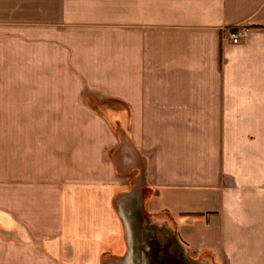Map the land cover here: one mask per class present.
Returning a JSON list of instances; mask_svg holds the SVG:
<instances>
[{"label":"crops","instance_id":"crops-1","mask_svg":"<svg viewBox=\"0 0 264 264\" xmlns=\"http://www.w3.org/2000/svg\"><path fill=\"white\" fill-rule=\"evenodd\" d=\"M3 134L39 139L6 173ZM135 191L193 260L264 264V0H0V264H138Z\"/></svg>","mask_w":264,"mask_h":264},{"label":"water","instance_id":"water-1","mask_svg":"<svg viewBox=\"0 0 264 264\" xmlns=\"http://www.w3.org/2000/svg\"><path fill=\"white\" fill-rule=\"evenodd\" d=\"M130 194L128 197H130ZM135 195L138 200V212H140L137 216H131V210L134 209L130 208V201H128V198L122 201L125 204L122 203V205L120 204L117 206V211L124 225L127 227L128 236L131 241V255H133L136 260H139L138 264H205L202 261L193 260L188 253H186L185 249L179 243L175 232L170 231L166 227L160 228L155 224L153 225V218L146 215V208L143 206L142 201V192L138 191ZM149 229L153 230V234L151 235L154 240L157 239L159 248H152L147 244L151 237ZM163 242L165 243L163 251H168L170 248V250H174L173 256L165 257L160 254L162 253L160 251V245H162ZM177 245L182 247L181 251L177 250Z\"/></svg>","mask_w":264,"mask_h":264},{"label":"rangeland","instance_id":"rangeland-1","mask_svg":"<svg viewBox=\"0 0 264 264\" xmlns=\"http://www.w3.org/2000/svg\"><path fill=\"white\" fill-rule=\"evenodd\" d=\"M93 106H94L93 108L95 109V111H99V112L114 111V112H116L117 103L115 101H109L108 103H106L104 105L96 104ZM111 115H109V116L112 117ZM99 122H101V121H92V123H93L92 128H93L94 132H97L99 130L100 126L97 125V123H99ZM103 122L107 125V127L111 133V134L109 133V135L106 137V139H102V140H104V142H106V140H109L110 143H113L114 140L122 137L124 129L121 127V125L117 119L106 117ZM34 136L29 138V137H26L25 135H22V136H11L9 134H3L2 135V163H3V166L1 169L2 173L3 172L6 173L8 171V168H9V156H10L9 154H10L11 143L15 142V144L18 145L17 147H19V146L24 145L28 138L32 139L34 141V143H36L39 139L37 137H34ZM94 136H95L94 138H98V137H96V133H94ZM51 153H56V152L52 151ZM116 153H117V151H112V153L110 154V158L113 161V163H117V161H118L116 159V155H117ZM161 206H163V204L160 203L159 206H156V207L161 208Z\"/></svg>","mask_w":264,"mask_h":264},{"label":"built area","instance_id":"built-area-1","mask_svg":"<svg viewBox=\"0 0 264 264\" xmlns=\"http://www.w3.org/2000/svg\"><path fill=\"white\" fill-rule=\"evenodd\" d=\"M250 30L247 28H242L240 31L234 30L230 32L229 40L234 43H240L242 38H247L249 36Z\"/></svg>","mask_w":264,"mask_h":264},{"label":"flooded vegetation","instance_id":"flooded-vegetation-1","mask_svg":"<svg viewBox=\"0 0 264 264\" xmlns=\"http://www.w3.org/2000/svg\"><path fill=\"white\" fill-rule=\"evenodd\" d=\"M166 253H168V252H166ZM166 264H168V263H166Z\"/></svg>","mask_w":264,"mask_h":264}]
</instances>
